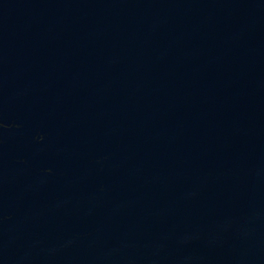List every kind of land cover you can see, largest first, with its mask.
Segmentation results:
<instances>
[{
    "label": "water",
    "instance_id": "1",
    "mask_svg": "<svg viewBox=\"0 0 264 264\" xmlns=\"http://www.w3.org/2000/svg\"><path fill=\"white\" fill-rule=\"evenodd\" d=\"M0 264H264V0H0Z\"/></svg>",
    "mask_w": 264,
    "mask_h": 264
}]
</instances>
